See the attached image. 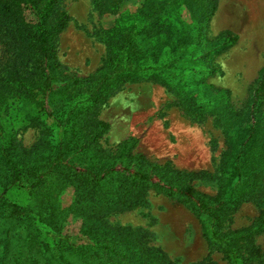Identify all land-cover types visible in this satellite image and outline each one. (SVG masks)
I'll list each match as a JSON object with an SVG mask.
<instances>
[{
    "label": "trees",
    "instance_id": "obj_1",
    "mask_svg": "<svg viewBox=\"0 0 264 264\" xmlns=\"http://www.w3.org/2000/svg\"><path fill=\"white\" fill-rule=\"evenodd\" d=\"M59 2L0 0V44L13 59L12 64H16L14 53L20 57L18 63L25 64L23 69L8 71L0 76V110L7 99L15 98L32 107L34 117L31 120L42 124L41 116H54L58 124L69 131V139L63 135L52 144L45 142L40 148L20 152L12 139L4 138L0 125V177L5 181L0 184V226L7 223L13 229V235H9L10 243L21 241L15 261L18 264H174L157 248L145 246L138 237L124 234L97 217L96 213L105 208L102 204L106 202L110 207L127 203L128 206L134 205L130 203L132 201H127L125 193L141 185L144 188L154 186L166 196L188 203L206 228L209 247L219 251L231 264H239V243L253 234L264 232V204L250 227L224 232L221 222L225 211L235 208L244 195L258 188L264 193V111L261 109L264 66L259 69L258 83L249 100L252 104L250 112L240 117V113L232 111L228 104L216 103L213 107L212 112L225 129H236L220 161L221 169L228 173V182L234 181L229 189L225 183L216 205L211 206L206 196L197 193L186 182L202 177L203 173L172 170L167 164L159 166L147 162L141 155H130L132 142L128 140L118 144L113 156L121 162L124 160L121 170L104 163L93 145L107 128V123L93 118L91 111L100 103L106 89L126 80L164 82L161 73H169L172 65L185 54V49H198L210 44L211 48L197 54V65L203 64L206 68L197 70L199 79L194 85H204L203 74H212L213 57L237 39V35L229 29L220 33L218 42L205 38L206 25L217 7V0H144L142 15L148 23L137 29L130 26L127 31L120 25L115 27L113 38L108 41L105 65L97 74L85 79L62 74L54 56V38L68 20L66 12L59 8ZM119 2L95 0V6L99 14H114ZM156 3L171 10L182 5L190 22L171 35L165 22L159 19V11L151 15L143 11L155 9ZM26 12L32 18H27ZM162 33L165 35L163 45L177 51L178 59L158 62L153 49L159 46L148 41ZM114 60L117 64L113 65ZM59 81H63V85L53 88L52 84ZM82 89L86 98L74 101L81 96ZM180 93L183 94L184 107H191L189 112L199 115L198 110L204 104H197L192 90L176 89V94ZM210 95L213 94L208 91ZM57 102L68 107L56 111ZM47 104L51 106V111L47 110ZM249 117L252 119L250 122ZM245 119L248 123H243ZM80 120H85V133L75 126V121ZM81 134L82 144L71 141ZM71 152L75 155L69 157ZM129 163L134 166L132 170L128 168ZM154 177L156 180L150 182ZM63 183L74 185L77 202L93 203L86 204L81 212L80 232L86 239L81 244H71L69 236L61 233L64 210L60 207L59 196ZM10 186L26 188L28 200L23 204L8 200L4 193ZM139 198L137 192L135 199L141 201ZM201 215L204 217L200 218ZM32 249L34 251L30 253Z\"/></svg>",
    "mask_w": 264,
    "mask_h": 264
},
{
    "label": "rangeland",
    "instance_id": "obj_2",
    "mask_svg": "<svg viewBox=\"0 0 264 264\" xmlns=\"http://www.w3.org/2000/svg\"><path fill=\"white\" fill-rule=\"evenodd\" d=\"M143 1L120 0L116 13L99 14L95 0H60L59 8L68 16L66 25L54 38L53 51L61 73L79 79L97 74L106 63L108 41L113 38L115 27L120 25L127 31L130 26L137 29L148 23L142 15ZM155 5V9L143 11L148 15L159 11V19L165 22L171 35L190 22L182 5L174 10L162 8L161 3ZM244 5L243 0H217V7L206 25L205 38L218 42L224 29H234L237 39L213 57L212 74H203L204 85H194L199 79L197 70L206 68L203 64L197 65V54L211 48L210 44L198 49H185V54L172 65L169 73H161L164 82L151 79L126 80L105 90L100 103L91 111L93 118L107 123V128L93 145L104 163H110L115 169L121 170L124 160L121 162L113 156L118 144L128 140L132 142L130 155H141L147 162L159 166L167 164L172 170L203 173L202 177L186 182L197 193L206 196L209 205H216L225 183L229 189L234 181L228 182V173L221 169L220 161L236 127L225 129L212 112L213 107L216 103L228 104L232 111L240 113V117L250 112L252 104L249 100L258 83L259 69L264 66V17L259 18L252 13L245 19L240 17L244 20L241 23L233 12L238 10L241 13ZM26 17L32 18V15L26 12ZM164 38L162 33L148 41L151 45L159 46L153 49L158 62L178 59L177 51L163 45ZM19 58L14 53L16 64H12L13 59L3 51L0 44V76L8 71L23 69L25 64L18 63ZM114 64H117L116 60ZM63 83L55 82L52 87H61ZM175 88L192 90L191 94L197 104H204L198 110L199 115L189 112L191 107H184L183 94L177 95ZM81 91V96L74 98V101L86 98L85 90ZM208 91L213 95L208 96ZM67 107L62 102L55 103L56 111L60 112ZM261 109L264 111V100ZM47 110H52L49 104ZM33 117L32 107L15 98L7 99L0 110L3 136L6 140L12 139L20 152L40 148L45 142L52 144L63 135L69 139V131L58 124L54 116H41L42 124L31 120ZM246 122L245 119L243 123ZM84 123L85 120L75 121V126L85 133ZM82 136L72 138L71 141L74 143L76 140V144L80 145L83 143ZM74 155L71 152L69 157ZM133 167L132 163L128 164L129 169ZM155 180L154 177L150 182ZM4 182V178L0 177V184ZM61 186L59 204L64 210L61 233L68 235L73 245L84 243L86 239L80 232L83 221L81 212L86 204L93 203L77 202L72 183H63ZM157 190L154 186L144 188L138 185L131 192L125 193L127 201H132L130 203L134 205L128 206L127 203L110 207L106 202L102 204L105 208L96 213L97 217L124 234L138 237L145 246L157 248L174 264H231L219 251L209 247L206 228L188 203ZM137 192L141 201L135 199ZM4 195L19 204L29 198L26 188L12 186L5 190ZM263 195L260 188L244 195L235 208L225 211L221 230L239 231L253 225L263 207ZM107 207L111 209L106 210ZM203 217L201 215L200 218ZM9 235H13V229L4 223L0 226V264H18L15 260L21 241L10 243ZM239 245V264H264V232L251 235ZM32 251L34 249L30 253Z\"/></svg>",
    "mask_w": 264,
    "mask_h": 264
},
{
    "label": "crops",
    "instance_id": "obj_3",
    "mask_svg": "<svg viewBox=\"0 0 264 264\" xmlns=\"http://www.w3.org/2000/svg\"><path fill=\"white\" fill-rule=\"evenodd\" d=\"M244 3H245V5L242 6L241 13H239L238 10L236 12H233L234 15H237V17L239 18L238 21H241V23H244V20H241L240 17H243V19H245V17L250 16V14H252V13L257 14V17H259V16L261 18L264 17V0H243V4ZM258 22H259V20H258ZM229 30L232 32L235 31L234 29H229Z\"/></svg>",
    "mask_w": 264,
    "mask_h": 264
}]
</instances>
